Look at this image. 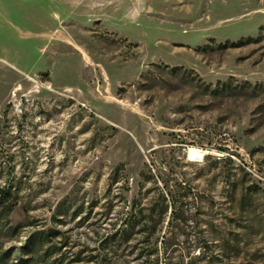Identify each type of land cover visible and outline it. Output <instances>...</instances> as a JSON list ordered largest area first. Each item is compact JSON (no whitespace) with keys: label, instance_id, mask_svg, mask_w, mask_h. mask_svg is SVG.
Returning a JSON list of instances; mask_svg holds the SVG:
<instances>
[{"label":"rangeland","instance_id":"obj_1","mask_svg":"<svg viewBox=\"0 0 264 264\" xmlns=\"http://www.w3.org/2000/svg\"><path fill=\"white\" fill-rule=\"evenodd\" d=\"M7 189L8 264H264V0H0Z\"/></svg>","mask_w":264,"mask_h":264},{"label":"trees","instance_id":"obj_2","mask_svg":"<svg viewBox=\"0 0 264 264\" xmlns=\"http://www.w3.org/2000/svg\"><path fill=\"white\" fill-rule=\"evenodd\" d=\"M181 71L180 68H173L171 70L172 73H176ZM249 84H246V86ZM207 89V87H206ZM237 90L244 91L246 93H250L252 90L249 87H236L233 86L231 81L228 82H218L216 87L212 90L213 95L218 97L223 95L225 92H234ZM17 199L10 189L0 190V224L4 223L9 214H11L17 207ZM176 202H173L171 205L172 213L176 211ZM168 209V206L164 208ZM156 215V208L147 214L144 215V210H140L138 213H134L132 211L127 212L125 216H123V220L118 230L115 231V234L111 238V243L109 247L114 249V247L124 241H127V238L133 234V231L136 227L141 223V219L145 220V226L148 225L149 221L152 222L154 216ZM2 228L0 226V235ZM152 234H147L148 239L152 238ZM37 240H33L31 245L23 248L22 256H17V263L12 264H47L46 260L53 257L54 254H59L63 250L62 247H57L51 244V236L46 233H41L36 236ZM25 256V257H24ZM10 256L7 253L0 255V264H8V260ZM155 262L152 255H148L143 261L142 264H153ZM71 264H79V261L71 262Z\"/></svg>","mask_w":264,"mask_h":264},{"label":"bare ground","instance_id":"obj_3","mask_svg":"<svg viewBox=\"0 0 264 264\" xmlns=\"http://www.w3.org/2000/svg\"><path fill=\"white\" fill-rule=\"evenodd\" d=\"M194 152V151H193ZM193 154H196L199 158H202L203 157V154L202 153H199V152H195V153H192Z\"/></svg>","mask_w":264,"mask_h":264}]
</instances>
